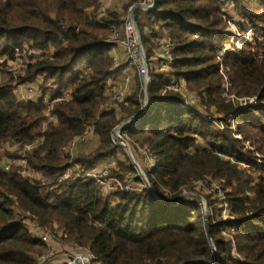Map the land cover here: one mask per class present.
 I'll return each instance as SVG.
<instances>
[{
    "label": "trees",
    "instance_id": "trees-1",
    "mask_svg": "<svg viewBox=\"0 0 264 264\" xmlns=\"http://www.w3.org/2000/svg\"><path fill=\"white\" fill-rule=\"evenodd\" d=\"M221 3L233 5L238 18L264 41V0H155L146 12L133 10L146 58L152 35L144 27H157L171 38L172 62L170 71L149 70L147 110L122 129L135 159L143 148L155 160L153 168L144 170L148 188L104 196L92 179L59 178L72 164L88 170L110 158L116 167L109 177L122 180L121 172L135 171L124 150L112 143L111 133L140 111L141 82L128 96L129 108L99 113L111 100L105 81L122 68L112 65L116 45L109 26L120 27L135 3L107 10L99 19L98 0H0V57L6 58L0 73L14 59L15 47L27 43L39 50L23 74L0 83V161L6 144L24 147L43 138L24 156L27 166L40 174L38 181L23 177L16 167L5 172L0 166V264H36L48 252L18 213L61 242L89 249L100 264H264V56L248 44L239 52L234 45L224 48L234 37ZM221 68L229 76L230 92L254 99V104L242 107L222 98ZM172 77L183 81L198 105L165 90ZM37 78L43 80L38 86L43 95L72 93L70 100L53 105L54 122L47 120L41 100L18 101L15 96L16 85ZM89 127L97 147L68 157L67 144ZM198 180L222 186L232 219L217 221L214 232L223 236L229 230L225 234L237 256L222 242L210 243L215 236L212 230L207 234L197 202L176 203Z\"/></svg>",
    "mask_w": 264,
    "mask_h": 264
},
{
    "label": "built area",
    "instance_id": "built-area-1",
    "mask_svg": "<svg viewBox=\"0 0 264 264\" xmlns=\"http://www.w3.org/2000/svg\"><path fill=\"white\" fill-rule=\"evenodd\" d=\"M119 1L120 0H98L99 5H98V8L96 9L97 17L99 19L103 18L106 15L107 10H109L110 8V3L112 2L113 4V2H119ZM136 7L146 12L152 8V0H138L137 4H134L129 7L128 13L122 19L121 27H115L112 25H110L109 27L112 31V36L110 38L113 42H115V45H116L115 48L116 47L120 48L126 54L127 64L131 66L132 68H135V70L137 71V74L139 78L141 79V86L143 89L142 79L147 77V83H148V72L150 69H153L158 72L170 71V65L172 62L171 53H172L174 46L167 32H162L157 27H155L154 30L145 29V32H144L145 34L149 36L152 35L151 45H150L151 55L148 58H146L144 48L141 42L139 30L137 33L138 26L133 16V10ZM115 48L111 50V61H112L113 67H117L118 65ZM236 51L239 52V50H236ZM38 54L39 52H37V50H35L33 46H31L30 44L29 45L24 44L21 47L14 48V59L12 62L15 68L25 69L26 66L31 62L32 57L37 56ZM222 55L223 53L220 54V56ZM5 60H6L5 57H0V63H3ZM220 71L221 73H223V68H221ZM129 77L130 76L128 75V73L123 72L121 83H118L114 81L113 79H107L105 81L106 92H107V95L110 96L111 100L108 102H105L100 107L99 113L109 111L110 109H112V107H115V108L118 106H121L123 108L130 107L131 103L128 100V95L126 93L127 86L130 81ZM224 77H225L226 85H229L227 83V77L225 75ZM42 82H43L42 78H37L34 82L30 84L17 85L16 88L14 89V93L18 101L36 102L37 100H41L42 103L46 107L47 120L49 122H54L55 118L54 116L50 114V111L53 105L58 102L70 100L72 98V93L68 91L67 92L62 91L58 97H51V96L43 95L38 89V86H40ZM49 85H51L50 81H48L46 86H49ZM164 88L167 91H173L175 93L180 94L185 99L186 104H189L191 106L195 104V97L193 95H190L187 92L186 88L184 87L183 81H177L173 79L172 77L171 79H168V81L164 84ZM142 102H143V99L141 100V106H142ZM119 125L115 126L112 130V133H111L112 143L115 146L123 149L125 153L128 154V156L130 157L128 153V148H127V147L130 148V146L127 141L126 142L128 146H126L127 144L121 140V138H123V135H122V130L120 131V133H118L117 127ZM220 127L219 128L217 127V128L221 129ZM92 135H93V128L92 127L86 128L82 135L75 137L67 144L64 150L65 154L70 158H74L79 152L81 146ZM42 143H43V138L39 137V138L34 139L32 143L25 145L24 147H19L18 145H13V144H6L7 153L14 154L17 152L19 155H22L23 157L12 158V157H7L6 155H3L1 159L2 170L7 172L11 168L16 167L19 173L23 177L28 178L30 180L38 181L41 177L40 174L31 170L27 166L24 156L27 152H31L33 149L40 146ZM131 155L132 157H130V161L135 171L132 174H127L126 180L129 181L131 179L133 180L139 179L142 181L141 186L139 187V190L146 189L148 188L149 184L145 177V174L143 176L141 174L142 168H147V169L153 168L155 164V160L153 156L148 152V150L143 149V148L138 149V160L135 159L132 151H131ZM141 161H143L144 165L140 164ZM109 168L110 166H106V167H95L93 169L87 170V169L80 167L79 165L72 164L69 168H67L63 172L59 180H73L75 178H88L96 182L102 194L104 192L111 193V192H114L115 189L117 190V187H120V183L118 182L119 180L117 178L112 179L111 177L108 176ZM108 179H110V181ZM199 183H203V181L198 180V181H195L194 184L196 185ZM209 183H212V182H209ZM115 184H117V187L114 186ZM125 187H127V185ZM123 191L131 192V191H134V189L127 187ZM190 195H192L193 197L197 196V194L193 192L188 193L185 190H183L180 196L178 197V199L180 198L181 202L189 203V202L194 201V200L189 199ZM215 196L217 199V203L214 206V208L217 207L218 210L214 211V209L211 208V206L209 205L207 211L210 216H207V218H211L212 211H214L215 213L218 212L219 213L218 216H220L224 220L232 219L230 216V206L228 202L225 200L224 195L221 193L220 190H217ZM18 219L22 222V224L24 225V227L26 228V230L32 237H35L41 240L48 248L52 245L51 234L49 233V231L41 227L34 219L24 215L23 213H18ZM210 222L212 225L216 224V222L213 221V219ZM230 231H233V230L231 229ZM61 245L65 246L64 249L72 250V253L68 257L65 264H100L97 261V258L95 257V255L87 248L81 247L75 243H71L70 245H66L65 243H63ZM48 252L47 254L45 253L44 255L38 257L36 260V264H50L51 259L54 256L53 253L55 252L52 250Z\"/></svg>",
    "mask_w": 264,
    "mask_h": 264
},
{
    "label": "rangeland",
    "instance_id": "rangeland-1",
    "mask_svg": "<svg viewBox=\"0 0 264 264\" xmlns=\"http://www.w3.org/2000/svg\"><path fill=\"white\" fill-rule=\"evenodd\" d=\"M137 3L138 2H136V4ZM126 4L127 3H125L124 5H122V10L126 6ZM232 8H233V5H226V4L224 5L223 3H221V6H220V9H221L222 13L226 17L224 19V22L227 24V30L234 37L232 40L231 39L230 40H227L223 44L224 48H226V50H229L234 45L236 50L241 51L242 48H243V46H244L243 44H248V45H250L251 51L253 53H255L257 55H263L264 56V41H263V38H259L258 36H255V34H254V32H253V30L251 28L250 23L247 22V21H243L242 19H239L238 16L236 15V13H234L232 11ZM241 30H243V32H241ZM256 41H258V43L260 42V44H262V47L261 46L258 47L257 44H256L257 43ZM37 52H39V50H37ZM12 61H9L8 64H7V66H6V68H4L3 70H1V73H0V78H1L0 83L6 82L9 78H15V76L17 74H20V73L23 74V70L24 69H17V68H15V66H14V64H13ZM135 71L136 70L134 68H133V70L130 71V74L132 75L131 76L132 79L129 77L130 80H131V85L129 86V88H127V92L126 93H127L128 96L132 95L135 92L137 86L141 82V79L139 78L138 74ZM222 74H223V76L225 75L224 72ZM225 76L227 77V83L229 85H226L225 77H223L222 90L220 92L222 98H224L225 100H237L238 102H240V106H242V107H244V105H246V104H254V99H250V98H237L234 94H232L230 92V90L232 88V84H231V82L229 80V76H227V75H225ZM116 82L119 83L120 81H116ZM16 86H15V88H16ZM190 95H192V94H190ZM46 96H49V95H46ZM198 104L199 103H195L194 105H198ZM217 116L218 115H215V117H217ZM213 125L215 126V128H217V127L219 128L221 126L218 122L213 123ZM89 138H88V141L85 144L86 145V148H84L85 145L83 146V149L80 148V150L77 153V155L82 154V153L87 154V153H89V152H91V151H93L95 149L94 147L96 146V143H93V142L94 141H97L96 137L94 135H92ZM261 144L264 146V139H261ZM246 147H247V145H246ZM123 152H125V151H123ZM3 155H6L7 157H12V158L23 157L22 155H19L17 152L14 153V154L7 153V146H5L4 152L1 155V159H2V156ZM126 156L128 157V159L130 158L128 156V154H126ZM108 160H110V159H108ZM108 160L105 161L104 163L98 165L97 167H101V166L102 167L110 166V168L116 167V160L115 159H113L114 161L111 160L109 162H108ZM129 161H130V159H129ZM125 164H129V162L125 161ZM140 164L141 165H144L143 161H141ZM0 166H1V161H0ZM242 167L245 168L248 172H251L252 173V169L251 168L246 167V166H242ZM110 168H109V171H108L109 174H110V171H111ZM145 169L146 168H142V172H145L144 171ZM132 173H134V172H132L130 170L128 172H126V173H122L121 172L120 176L122 175V180L119 179V178H117V177H111L112 179H116L117 178L119 180V181L118 180L117 181L120 183V187H117V184L114 185L115 187H117V190L123 191L127 187H130L131 189H134V191H131V192H127L126 191L125 192L126 194L141 191V190H139V187L141 186V182H142L141 180L138 183L136 182L137 179H134V180L131 179L129 181L126 180L127 179L126 178V175L127 174H132ZM109 174H108V176H109ZM108 180L110 181V179H108ZM126 185H127V187H125ZM217 190H220L221 193L224 195V198H225V194H224V191L222 190V186H220L218 182L209 183V180H207L205 183L203 182V183H199V184H196V185L194 184V186H192L191 189L185 188V191L186 192H188V193H192L193 192V193L197 194V196H194V197L192 195H190L189 199L190 200H194L192 202H197V205L201 208L204 217L205 216H210L208 214V211H207L208 206L210 205L211 208L214 209V206L217 203V199H216V196H215ZM115 191H116V189H115ZM111 193H113V192H111ZM111 193L104 192L103 195L106 196V195H109ZM111 202L113 203V201H111ZM210 202H212V205L210 204ZM205 210L207 211L206 214H205ZM218 215H219L218 212L215 213L214 211H212L211 218H208L207 219L208 223L210 224L209 225V230H212L213 236H217V237L229 239V238L226 237L227 234H225L226 232H228L227 229L224 230L223 236L222 235H219V234H216L214 232V229L217 227V224L212 225L210 221L212 219L216 223H217V221H225L224 219H222ZM210 239H212V238L210 237ZM51 240L52 241L55 240L57 242V244H55L56 245V248L54 247V244H53V245H51L48 248V251H51V250L52 251H55L54 249H56V252L53 253V255H55V254H57V255H59V254L65 255V261H67L68 257L72 253V250L71 249H64L65 246L64 245H61V244L65 243L66 245H70L71 243L63 242V241L61 242V240H59L58 237H53L52 235H51ZM232 254H233V256H237V254L234 252L233 249H232ZM63 264H65V263H63Z\"/></svg>",
    "mask_w": 264,
    "mask_h": 264
},
{
    "label": "crops",
    "instance_id": "crops-1",
    "mask_svg": "<svg viewBox=\"0 0 264 264\" xmlns=\"http://www.w3.org/2000/svg\"><path fill=\"white\" fill-rule=\"evenodd\" d=\"M136 2H138V0H120L119 2H113V4L111 2L109 10L120 11V10H122V5H124L125 3H127V4L135 3L136 4ZM145 29H147V28L144 27V32H145ZM162 32H165V31H162ZM115 53L117 55V60H118L117 67L118 66H122V68H121V71H120L119 75L116 76V78H114L113 80L114 81H120L119 83H121L122 82V73L123 72L128 73V75L131 78L132 75L130 74V71L133 70V68L127 64L126 54L120 48L116 47L115 48ZM135 72L137 73V71H135ZM130 85H131V80L129 81L127 88H129ZM86 142L81 146L82 149H83V146L86 144ZM93 143H96V146L94 147V148H96L97 147V141H94ZM84 148H86V145L84 146ZM111 160H113V158H110V160H108V161H111ZM51 243H52V245L54 244V247L56 248L55 244H57V242L55 240H53V241L51 240ZM54 250H55L54 252H56V249H54ZM63 263H66L65 255H61V254H59V255L55 254L53 256V258L51 259V262H50V264H63Z\"/></svg>",
    "mask_w": 264,
    "mask_h": 264
},
{
    "label": "water",
    "instance_id": "water-1",
    "mask_svg": "<svg viewBox=\"0 0 264 264\" xmlns=\"http://www.w3.org/2000/svg\"><path fill=\"white\" fill-rule=\"evenodd\" d=\"M154 3H155V0H152V8L154 6ZM137 33H138V28H137ZM145 62V60H144ZM142 84H143V102H142V106H141V109L140 111L136 114V116H134V118L130 119L129 121L127 122H124V123H121L118 127H117V130H118V133H120V131L123 129V127H125L126 125H129L135 121H137L144 113L145 111L147 110V105H148V95H147V77L143 78L142 79ZM122 141H124L126 144V140H124L123 138H121ZM128 146V144L126 145ZM128 148V153L130 155V157H132L131 155V150L129 147ZM142 176L144 175V172L141 173ZM181 202V199L179 198L177 200V204H179ZM205 214H206V211H205ZM207 216L204 217V220H205V227H206V232L207 234L209 233V223L207 221ZM214 241H219V242H224V244L228 247V249L231 251V254H232V249L234 250V252L236 253V250L233 248V246L231 245L230 243V240L229 239H226V238H221V237H217L215 236L214 239H210V243L213 244ZM213 254H215V251H213ZM233 255V254H232ZM212 264V263H211Z\"/></svg>",
    "mask_w": 264,
    "mask_h": 264
}]
</instances>
